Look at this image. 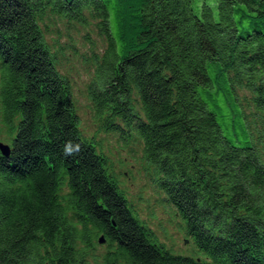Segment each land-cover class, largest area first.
Returning a JSON list of instances; mask_svg holds the SVG:
<instances>
[{
  "label": "trees",
  "instance_id": "trees-1",
  "mask_svg": "<svg viewBox=\"0 0 264 264\" xmlns=\"http://www.w3.org/2000/svg\"><path fill=\"white\" fill-rule=\"evenodd\" d=\"M65 23L104 43L89 85L101 128L142 140L201 258L134 217L83 131L59 69ZM2 141L0 264H264V0H0Z\"/></svg>",
  "mask_w": 264,
  "mask_h": 264
},
{
  "label": "rangeland",
  "instance_id": "rangeland-1",
  "mask_svg": "<svg viewBox=\"0 0 264 264\" xmlns=\"http://www.w3.org/2000/svg\"><path fill=\"white\" fill-rule=\"evenodd\" d=\"M62 31L60 40L64 50L58 55L59 69L71 82L82 129L87 135L96 136L97 151L109 157L134 217L151 228L172 255L201 258L193 239L186 235L184 220L158 188L151 172L146 170L142 140L134 135L126 141L123 136L107 133L101 128L89 95V85L95 74V65L91 61L93 42L97 46L104 43H99L96 32L87 35L83 28L78 31L70 24H63Z\"/></svg>",
  "mask_w": 264,
  "mask_h": 264
},
{
  "label": "clouds",
  "instance_id": "clouds-1",
  "mask_svg": "<svg viewBox=\"0 0 264 264\" xmlns=\"http://www.w3.org/2000/svg\"><path fill=\"white\" fill-rule=\"evenodd\" d=\"M72 143L73 142H71V141L67 142V146L64 147L63 152H64L65 156L76 155L79 153L81 146L77 143V144H75V148L73 149Z\"/></svg>",
  "mask_w": 264,
  "mask_h": 264
},
{
  "label": "water",
  "instance_id": "water-1",
  "mask_svg": "<svg viewBox=\"0 0 264 264\" xmlns=\"http://www.w3.org/2000/svg\"><path fill=\"white\" fill-rule=\"evenodd\" d=\"M0 152H1L2 156L9 157L11 154V146L8 144H5L3 142H0ZM99 243L100 244L105 243L104 237L100 238Z\"/></svg>",
  "mask_w": 264,
  "mask_h": 264
}]
</instances>
